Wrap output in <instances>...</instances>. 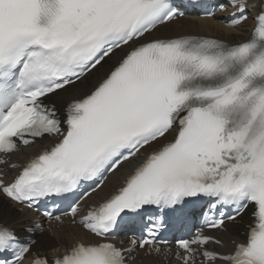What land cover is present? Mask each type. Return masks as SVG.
Returning a JSON list of instances; mask_svg holds the SVG:
<instances>
[{"label": "snow or ice", "instance_id": "6c2138e0", "mask_svg": "<svg viewBox=\"0 0 264 264\" xmlns=\"http://www.w3.org/2000/svg\"><path fill=\"white\" fill-rule=\"evenodd\" d=\"M229 2L243 30L249 0ZM253 7L248 35L226 42L154 35L184 15L176 0H0V264H130L137 250L157 264H264V0ZM68 196L64 215L97 239L62 255L7 222ZM196 202L209 232L164 238L169 214L185 228ZM249 210L243 238L229 234ZM119 228L139 235L118 246Z\"/></svg>", "mask_w": 264, "mask_h": 264}, {"label": "bare ground", "instance_id": "6f19581e", "mask_svg": "<svg viewBox=\"0 0 264 264\" xmlns=\"http://www.w3.org/2000/svg\"><path fill=\"white\" fill-rule=\"evenodd\" d=\"M253 24V20L246 22L243 26V30L239 28H229L225 27L220 23L219 20L216 19H198L195 17L192 18H183L176 22H172L167 28H161L154 35H178V34H193V35H201L206 37H215L220 38L228 42H232L234 39H242L248 35V32L251 30ZM39 146H35L33 152L39 150ZM32 153L31 150L28 151ZM124 178V174H121L119 177V181L116 178L110 177L108 181H106L103 190L98 191V193L93 194L87 204H96L104 198H107L112 192L116 190L119 186V183L122 182ZM0 201H4L5 203H9L3 196L0 195ZM16 207V206H15ZM33 218V215L28 211L24 210L23 212H13L11 217L8 218L7 222L14 228L20 229L25 225L27 221H30ZM238 226H234L233 229L236 231ZM73 235H77L78 237H88L89 235L78 229L72 230L71 228L68 230H64L63 232H57V235L54 233V237L49 236L48 234H43L36 247L40 249L42 252L47 254H55L61 251L65 246H70L72 242H74ZM236 237L241 238V236L236 234ZM134 264H156L153 259L146 258L143 259L142 263H134Z\"/></svg>", "mask_w": 264, "mask_h": 264}]
</instances>
